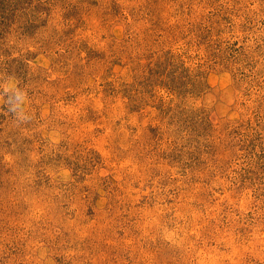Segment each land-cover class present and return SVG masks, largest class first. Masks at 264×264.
<instances>
[{
  "label": "rangeland",
  "instance_id": "374dc122",
  "mask_svg": "<svg viewBox=\"0 0 264 264\" xmlns=\"http://www.w3.org/2000/svg\"><path fill=\"white\" fill-rule=\"evenodd\" d=\"M6 3L0 264H264V0Z\"/></svg>",
  "mask_w": 264,
  "mask_h": 264
},
{
  "label": "clouds",
  "instance_id": "9594fccd",
  "mask_svg": "<svg viewBox=\"0 0 264 264\" xmlns=\"http://www.w3.org/2000/svg\"><path fill=\"white\" fill-rule=\"evenodd\" d=\"M0 98L4 99L7 111L13 115L17 123H25L31 119V115L26 110L28 102V91L18 83L9 78L6 84H0ZM12 101L9 104V101Z\"/></svg>",
  "mask_w": 264,
  "mask_h": 264
},
{
  "label": "trees",
  "instance_id": "16d2710c",
  "mask_svg": "<svg viewBox=\"0 0 264 264\" xmlns=\"http://www.w3.org/2000/svg\"><path fill=\"white\" fill-rule=\"evenodd\" d=\"M12 1H13L14 5L15 4L17 5L20 0H12ZM6 2H7V0H0V5L5 8V6H6L5 4H7ZM13 4H12V6H13ZM11 9L14 11V10H16V7H12L9 10H11Z\"/></svg>",
  "mask_w": 264,
  "mask_h": 264
}]
</instances>
